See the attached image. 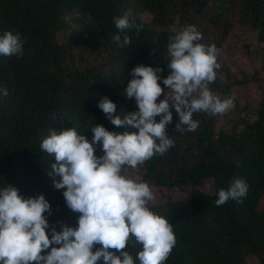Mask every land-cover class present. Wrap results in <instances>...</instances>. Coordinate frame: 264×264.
Returning a JSON list of instances; mask_svg holds the SVG:
<instances>
[{
    "label": "trees",
    "instance_id": "16d2710c",
    "mask_svg": "<svg viewBox=\"0 0 264 264\" xmlns=\"http://www.w3.org/2000/svg\"><path fill=\"white\" fill-rule=\"evenodd\" d=\"M129 11L144 27L138 35L129 32L131 45L120 47L113 17ZM186 25L220 50L221 67L209 87L234 98L235 108L224 116L196 113L198 129L183 134L175 130L174 113L166 131L175 147L137 170L156 195L152 209L173 225L177 243L166 264H264V0H0V36L20 32L25 41L22 55L0 56V88L9 92L0 93V188L12 184L24 198L43 194L51 205L45 213L50 238L52 227L77 226L79 214L47 175L55 163L40 149L47 129L75 127L89 141L96 124L123 132L98 103L107 96L116 114L138 111L122 95L138 65L162 67L166 92L171 29ZM255 45L262 49L260 68L233 73L231 59ZM252 84L260 96L253 103L242 99ZM234 177L246 180L247 196L215 206L218 191ZM126 250L135 258L140 249Z\"/></svg>",
    "mask_w": 264,
    "mask_h": 264
},
{
    "label": "clouds",
    "instance_id": "9594fccd",
    "mask_svg": "<svg viewBox=\"0 0 264 264\" xmlns=\"http://www.w3.org/2000/svg\"><path fill=\"white\" fill-rule=\"evenodd\" d=\"M113 24L120 47L131 45L129 32L138 35L144 27L130 11L113 17ZM171 31L166 55L170 74L162 80L167 91L160 83L162 67L138 65L122 93L135 100L138 111L116 114L117 104L107 96L97 105L123 132L96 124L89 141L75 127L62 132L49 127L41 140V151L55 157L47 175L56 190L65 189L67 208L79 214L77 226L52 227L50 238L45 213L51 214V205L45 196L24 198L12 184L0 188V264H166L177 243L173 225L152 209L156 195L148 182L135 178L136 171L175 147L166 131L174 113L175 130L183 134L198 129L194 114L224 116L235 108L234 98H221L209 87L221 67L216 45L201 43L203 34L195 25ZM24 43L20 32L6 31L0 36V56L22 55ZM0 93L9 94L7 88ZM97 146H102L100 156ZM248 189L245 179L234 177L227 190L218 191L215 206L242 202ZM96 245L100 247L93 251ZM128 248L140 249L135 258Z\"/></svg>",
    "mask_w": 264,
    "mask_h": 264
},
{
    "label": "rangeland",
    "instance_id": "374dc122",
    "mask_svg": "<svg viewBox=\"0 0 264 264\" xmlns=\"http://www.w3.org/2000/svg\"><path fill=\"white\" fill-rule=\"evenodd\" d=\"M233 45V42L230 44ZM262 59V49L258 45H255L249 54L235 55L230 62L232 72L241 76L242 74H252L255 69L260 68V63ZM242 99L250 101L251 103L259 101V91L255 84H252L245 96ZM136 179H140V175L136 171Z\"/></svg>",
    "mask_w": 264,
    "mask_h": 264
}]
</instances>
